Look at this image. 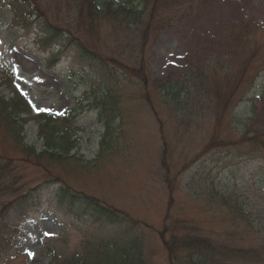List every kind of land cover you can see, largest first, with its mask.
<instances>
[{"label":"rangeland","instance_id":"1","mask_svg":"<svg viewBox=\"0 0 264 264\" xmlns=\"http://www.w3.org/2000/svg\"><path fill=\"white\" fill-rule=\"evenodd\" d=\"M84 1L0 0V264H54L51 248L82 260L120 240L168 264L163 237L194 229L248 256L264 247V0H195L193 9L181 0L137 25L120 7L139 11L138 0H95L88 11ZM98 1L112 8L101 13ZM46 22L67 49L53 65ZM79 45L105 69L95 60L84 69ZM39 129L54 144L74 142L76 158L39 159L30 150H45ZM60 187L124 222L104 227L82 204L67 211ZM23 195L36 200L26 218L14 205Z\"/></svg>","mask_w":264,"mask_h":264},{"label":"trees","instance_id":"2","mask_svg":"<svg viewBox=\"0 0 264 264\" xmlns=\"http://www.w3.org/2000/svg\"><path fill=\"white\" fill-rule=\"evenodd\" d=\"M26 1V0H25ZM136 1V0H135ZM141 2L140 6H143L141 11H138V9H134L130 6V3H127V5H123L120 7V11H123L129 15V18L134 19V21L141 22L140 19H142L148 12L149 19H156L158 17V12H160L161 8H165L167 6L175 5L176 7L179 5L182 6L181 0H138ZM200 1H206V0H200ZM96 1L92 0L91 2L84 1L83 7L84 10L88 11L89 8H93ZM185 2H189L191 4L189 7L193 9L198 1L195 2V0H186ZM103 4V5H102ZM100 4L98 1L97 8L102 11L101 13L105 14L106 10L111 9L109 6L112 4L110 2L105 1L104 3ZM114 12V11H113ZM37 14L40 16L39 10H37ZM98 14V13H97ZM103 14V15H104ZM102 15V16H103ZM112 15V14H111ZM162 22H165L162 20ZM172 23H168L164 25L165 28H172ZM46 35H47V41L51 40L52 43L54 38L57 40L56 37H58V33L52 26L46 22ZM146 29V28H145ZM145 30L143 31V33ZM67 44H70L71 41L67 40L65 41ZM65 48V47H64ZM82 59H84L86 62H93L97 65V67L104 68V63H101L99 61L95 54L82 46H78V53H77ZM227 56V55H226ZM231 56V55H229ZM228 59V58H226ZM97 60V61H96ZM219 62V61H218ZM88 65V64H85ZM89 66V65H88ZM105 69V68H104ZM211 76L208 74V77L201 79L202 84H205L207 81L210 82ZM179 85H177L178 89ZM173 97V96H172ZM19 100H22L21 97H19ZM25 109L23 110L27 114H30V107H28L26 101L24 103ZM264 114V105H263V113H261V117ZM39 121H45V122H59L61 120H57L53 117H40ZM67 121V120H66ZM41 130V137L45 141V148L46 150L42 152V154L37 155L39 159L42 158H51L55 159L57 161H60L65 156H70V153L73 151L74 143L70 141V139H64V143H52L51 134H45L42 129ZM67 136V134H66ZM103 141L102 145H104ZM72 144V145H71ZM68 146V149L64 152V148ZM104 147V146H103ZM102 147V148H103ZM104 149V148H103ZM102 153V150H101ZM30 196L26 195L23 196L20 203L23 206L27 204L28 198ZM58 197L60 199L61 204L72 207L74 205V202L72 200H68V195L65 190L61 189L59 191ZM82 205L94 212L96 216L99 217H108V213L106 210L101 207L99 204H97L95 201L86 200L84 202H81ZM192 224L191 226H193ZM167 240L165 237H163V241L165 243V247L167 255H168V261L169 264H253L251 261H255L253 256H256L257 258H260L261 254L259 252L249 253L248 256L246 254V251L243 252L241 250L225 247V246H219L216 245L211 239L203 236V231L200 229H194L192 234H179V235H172ZM108 245V246H105ZM105 247H98L96 254L92 257V255L88 252L82 253V260L77 258H72L71 260H62L60 255L57 254L56 249H51V254L55 259H53L54 264H56L58 261H62L64 264H150L149 261L146 259V254H144L145 250L147 253H152V249L150 247H147L146 245H136L135 247L128 248L126 246H118V245H110L105 244ZM149 254V256H150ZM148 256V257H149ZM262 264L264 263V259L261 261Z\"/></svg>","mask_w":264,"mask_h":264},{"label":"bare ground","instance_id":"3","mask_svg":"<svg viewBox=\"0 0 264 264\" xmlns=\"http://www.w3.org/2000/svg\"><path fill=\"white\" fill-rule=\"evenodd\" d=\"M18 197H19V196H18ZM22 197H23V196H21V197L18 198V199H22ZM21 208H22V205H21ZM106 226H108V222L105 223V227H106ZM65 227H66V224L62 223V224L60 225V230L62 231ZM62 228H63V229H62Z\"/></svg>","mask_w":264,"mask_h":264},{"label":"snow or ice","instance_id":"4","mask_svg":"<svg viewBox=\"0 0 264 264\" xmlns=\"http://www.w3.org/2000/svg\"><path fill=\"white\" fill-rule=\"evenodd\" d=\"M46 235H47V233H46ZM30 255H32V254L30 253Z\"/></svg>","mask_w":264,"mask_h":264}]
</instances>
